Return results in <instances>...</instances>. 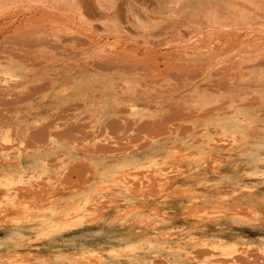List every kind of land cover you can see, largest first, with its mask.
<instances>
[{
  "label": "rangeland",
  "instance_id": "374dc122",
  "mask_svg": "<svg viewBox=\"0 0 264 264\" xmlns=\"http://www.w3.org/2000/svg\"><path fill=\"white\" fill-rule=\"evenodd\" d=\"M105 2L108 10L99 0H0V199L11 187L19 203L47 208L60 184L57 194L77 197L75 207L89 212L96 206L98 221L87 220L98 229L117 204L109 203L108 181L126 177L137 201L128 212L163 216L173 233L211 221L213 207L235 213L244 226L264 228L261 192L166 198L169 191L161 187L188 179L205 187L203 167L222 178L227 153L246 142L240 131L264 130V0ZM231 122L242 130L233 132ZM193 143L206 152L192 166L164 154ZM196 226L185 233L197 242ZM30 243L1 244L0 257L24 252ZM258 248L244 240L234 261L217 259L264 264ZM208 251L192 247L189 259L204 264Z\"/></svg>",
  "mask_w": 264,
  "mask_h": 264
},
{
  "label": "bare ground",
  "instance_id": "6f19581e",
  "mask_svg": "<svg viewBox=\"0 0 264 264\" xmlns=\"http://www.w3.org/2000/svg\"><path fill=\"white\" fill-rule=\"evenodd\" d=\"M105 1L107 0H99V5L104 7V9L107 4ZM89 82L90 81H88V83ZM82 83H84L83 86H85L87 81L86 83L82 81ZM91 90L93 89L91 88ZM100 90L101 89H99V91ZM107 91L108 90L105 92ZM84 94L87 96L86 93ZM108 95L109 94H107V97ZM109 98L110 96L108 99ZM105 99L103 100L104 102ZM84 100L87 105L91 104L86 101L88 99L85 98ZM104 108L102 110H104ZM233 122L230 123L231 129H234L233 132L238 133L242 128L238 130V126L236 127L233 125ZM255 125L260 126L257 122H255ZM245 126L246 125L244 124V127ZM256 130L254 131L253 128L252 131L250 130L251 133H247V131L244 130L240 131L244 134V138L242 137L243 142L244 139L246 142L237 148L238 151L235 154L227 153L228 165L224 169L225 176L218 178L215 172H211L203 167L200 170L209 174V177L206 179L207 186L203 187L201 184L203 181L198 179H188L186 182L184 180H178V183H165V185L163 184L164 188L163 186L161 187L162 189H166L164 192H167L168 190L169 193L164 197H176V195L177 197L184 196L190 198H199L207 195L218 197L219 195L226 196L232 193H240L241 191L244 193L245 190L250 191L249 193L247 191V195H254L260 192L264 195V130ZM206 136L212 140V135L209 131ZM204 151V146H199L197 143H193L187 145L183 152H173L169 150L164 151V154L168 158L173 155L180 156L182 162L187 166H192L191 164L200 161L199 158L202 157ZM160 156H162V153L154 157L152 162L157 164L158 157ZM240 165L243 167L240 168ZM188 175H195V172L183 174L182 177L185 179ZM245 176L248 178L246 177V179ZM161 177L165 179L167 174L160 175V178ZM123 178L115 177L108 181L106 190L110 196L109 203L115 201L117 204L114 206L111 214L104 216L101 220V228L98 229H95L93 227L94 225H91L87 220V217L90 218L91 221L96 220V217H98L93 211L96 206L92 205L94 208L92 207L93 210L91 209L92 211L90 210L89 212L82 211L84 209H79V206L75 207L78 200L77 197L74 196L69 199L70 197H67L66 195L57 194L59 191L57 188L60 184L57 185L55 183L56 185L52 191H49L50 193L47 192L50 196L47 194L49 199L46 202L43 201L44 199L41 200L40 198L41 202L48 205L47 208H40L41 210L36 208L37 205H31L30 202L19 203L22 200L21 197V199L19 198L20 201L12 197V193L16 190H13L11 187L6 189L5 192L7 197L5 200L0 199V208H2V211L0 210V246L1 244L14 242H22L26 244L32 242L35 238V241H43V243L50 245V249L45 252L43 251L44 249L38 250V246L34 245L36 242H32L33 244H30L36 247L37 250H31L33 246L29 245L27 246L28 250L23 249L25 253L23 251H18L20 253L17 255L13 254L6 257L5 255L1 256L0 264H26L30 261L37 262V264H67V262L69 264H93L94 260H100V264H155V262L158 261H155L154 259L157 255H160V257L163 258L161 264L163 262H166L167 264H192V260L189 259V256L192 253L190 252V249L197 246L207 247L209 248V251L212 252V254H208L210 256L207 255L208 257H206L204 264H222V262H224L222 260H233L239 252L238 246L244 243V240L249 241L250 244L259 246L264 254V228L257 227L255 223H253L254 226L251 228L244 226L242 223H237V221L234 220L235 213L223 212L219 208L213 207V213H208L211 216V221H203L200 219L201 224L197 226L192 221V224L183 226L181 230H177V232L174 231V233L167 222L168 219L162 218L163 216L158 218V216L151 215L148 219H145L144 215L140 214L139 211H134V214H131L133 211H128H130L131 205H134L137 202L133 197L136 193H132V189L134 188L130 186L131 184L129 185L130 182L126 180V177L125 179ZM160 178L158 179L160 180ZM157 180L155 178L154 182ZM149 182L152 183L151 180ZM155 183V186H157V184L159 185V183ZM172 189H175V191H172ZM41 191L42 189L40 192ZM143 192L140 191V193ZM17 193L19 192L17 191ZM137 194H139V192ZM144 194H146V192ZM63 202L66 203L63 204ZM43 205H40V207ZM8 212H10V215ZM208 218L210 219V217H207L206 219ZM91 223L95 224V222ZM191 226H196V228H198L195 232L198 236L197 242L193 241V238L196 236L190 235L192 233H185L187 230L186 228ZM217 232L221 234H218ZM229 243L231 245H228ZM2 249H4V247H2ZM5 249L2 251H5ZM69 250L75 252L76 258H73L71 254H69L72 252ZM15 252L11 251V253ZM21 253L27 254L28 256L21 257V255H23ZM217 258L223 259L218 260Z\"/></svg>",
  "mask_w": 264,
  "mask_h": 264
}]
</instances>
